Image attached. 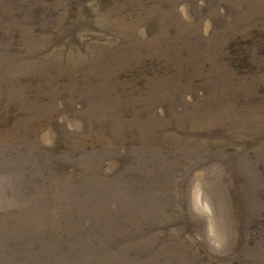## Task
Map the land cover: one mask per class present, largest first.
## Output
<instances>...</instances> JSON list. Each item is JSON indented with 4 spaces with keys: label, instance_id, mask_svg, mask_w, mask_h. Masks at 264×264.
<instances>
[{
    "label": "rangeland",
    "instance_id": "rangeland-1",
    "mask_svg": "<svg viewBox=\"0 0 264 264\" xmlns=\"http://www.w3.org/2000/svg\"><path fill=\"white\" fill-rule=\"evenodd\" d=\"M0 264H264V0H0Z\"/></svg>",
    "mask_w": 264,
    "mask_h": 264
}]
</instances>
